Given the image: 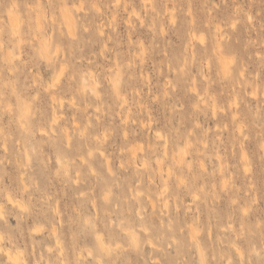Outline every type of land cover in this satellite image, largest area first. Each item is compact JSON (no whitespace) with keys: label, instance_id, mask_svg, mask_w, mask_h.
Instances as JSON below:
<instances>
[{"label":"clouds","instance_id":"9594fccd","mask_svg":"<svg viewBox=\"0 0 264 264\" xmlns=\"http://www.w3.org/2000/svg\"><path fill=\"white\" fill-rule=\"evenodd\" d=\"M199 2L0 0V264H135L129 254L146 248L141 264H264V218L248 221L264 199V55L259 73H246L235 53L219 47L225 38L207 22L197 28ZM232 3L235 23L227 28L243 23L264 32V0ZM257 4L261 11L250 14ZM178 20L189 34L207 32L208 41L199 39L200 55L189 49L168 59L172 78L153 85L146 53ZM139 29L152 33L147 47L133 39ZM160 76L153 65V77ZM156 103L168 109V122L128 149L137 129L151 131ZM117 128L129 164L143 153L135 170L143 190L132 195L116 194L124 182L106 164L104 148ZM89 180L103 183L101 193L77 188L61 212L52 182L67 188ZM221 193L230 199L228 227L210 220L194 232L199 206L211 216ZM233 215L238 227H231Z\"/></svg>","mask_w":264,"mask_h":264},{"label":"rangeland","instance_id":"374dc122","mask_svg":"<svg viewBox=\"0 0 264 264\" xmlns=\"http://www.w3.org/2000/svg\"><path fill=\"white\" fill-rule=\"evenodd\" d=\"M217 7L213 8L211 3H204V0H200L199 3L193 5V18L197 28H202L203 24L207 22L212 27V33L216 37H223L225 39L220 40L219 47L221 49H226L227 53H235L239 59L243 68L248 74H258L260 71V61L258 57L264 55V32H261L258 27L253 28L249 25L243 23H237L235 30L227 28L229 23H235L233 20L234 10L236 5L232 3V0H228V3L225 4L223 0H215ZM252 12L250 14L255 15L261 11L260 6L252 5ZM164 31L167 33L160 47L155 48L153 51L146 53L144 70L145 74L152 81L153 85H162L165 81L171 79V75L168 72V63L167 60L173 56H179L181 53L191 50L193 55H200L203 52V49L199 46V39L203 38L206 42L208 41V33L204 31H193L190 34L188 33L185 26L181 22L177 21V27L169 30L165 27ZM121 37L125 36L126 28L121 24L119 28ZM139 37L145 41L147 47L148 43L152 40V33L147 29H139L133 39ZM226 40V43H225ZM111 46V45H109ZM161 48H164L167 52V57L165 56L164 51H161ZM93 50H98L93 49ZM213 50L214 47H213ZM153 65L160 66L161 76L157 80L153 77ZM148 89H144V94L148 93ZM153 92L156 91V88L152 89ZM182 100L187 106L191 100L188 97H184L182 93H178V97ZM152 116L155 118L153 122H147L150 124V129L145 128L143 131L137 129V134L135 136H129V142L127 144L128 149H133L137 144L143 146L147 139L154 135V131L159 130L164 124L168 122L169 112L168 109L162 103L152 104L150 106ZM107 123V121H105ZM117 125L119 123V118H117ZM185 126H190L187 121H185ZM208 127L215 129V122H208ZM124 141L122 139V133L117 128L116 133L111 136L104 148V155L107 157L106 164L108 167H111L113 172L116 173V176L119 180L123 181L124 184L114 191L117 195L124 193L126 195H132L133 191H142L143 189H136V185L140 182L136 179L135 170L137 166H141L144 162L143 153L138 152L136 156L131 158V163L129 164V154L123 152ZM253 145L248 146V150L252 149ZM47 150V149H46ZM137 157V158H136ZM100 163H103L101 161ZM229 165L233 161H227ZM55 164V160H53ZM126 165L124 168H121V165ZM228 180V176L225 175L220 178V183H225ZM145 183H147V178H145ZM124 185H127L125 187ZM77 188L79 191H92L94 193H101L103 188V183H95L93 180H89L87 184H78L76 187H67L65 188L58 181H53L49 186L50 193L55 194L56 200L59 203L61 212L64 211L72 202L74 196L77 194ZM103 195H111L110 193L104 192ZM184 203L191 205V198L186 197ZM230 199L228 194L221 193L220 199L215 205V213L210 216V210L207 205L201 204L199 206V211L196 213L198 216V224H193V231L200 233L201 226L209 225L211 220L212 224L220 223L221 227L227 228V219L229 215H232L231 209L229 207ZM176 203L174 201L170 202L169 211L174 215L176 213ZM181 219L187 220L191 224V216L184 217L183 210H181ZM264 218V199H258L257 204L254 206L253 211L249 214L248 221L249 223L256 222L257 220ZM234 223L231 227L239 226V217L233 215ZM31 222V221H29ZM197 229V230H195ZM61 232H66V227L60 229ZM207 233H204V236L207 237ZM211 235L214 237L216 235V229L213 228ZM151 249L146 248L143 254H137L131 252L129 258L135 262V264H141L143 259H146L150 254Z\"/></svg>","mask_w":264,"mask_h":264},{"label":"snow or ice","instance_id":"6c2138e0","mask_svg":"<svg viewBox=\"0 0 264 264\" xmlns=\"http://www.w3.org/2000/svg\"><path fill=\"white\" fill-rule=\"evenodd\" d=\"M202 39V38H201ZM230 61L226 60L225 61V68L227 69L228 65H229ZM107 198V197H106Z\"/></svg>","mask_w":264,"mask_h":264},{"label":"bare ground","instance_id":"6f19581e","mask_svg":"<svg viewBox=\"0 0 264 264\" xmlns=\"http://www.w3.org/2000/svg\"><path fill=\"white\" fill-rule=\"evenodd\" d=\"M136 154H137V153H136ZM136 154H135V156H136ZM136 158H137V157H136ZM143 163H144V162H143ZM143 163H142V164H143ZM195 230H197V229H195ZM195 232H196V231H195ZM196 233H198V231H197Z\"/></svg>","mask_w":264,"mask_h":264}]
</instances>
